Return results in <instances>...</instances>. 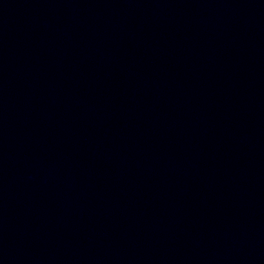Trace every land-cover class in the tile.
I'll list each match as a JSON object with an SVG mask.
<instances>
[{"label":"water","instance_id":"obj_1","mask_svg":"<svg viewBox=\"0 0 264 264\" xmlns=\"http://www.w3.org/2000/svg\"><path fill=\"white\" fill-rule=\"evenodd\" d=\"M0 264H264V0H0Z\"/></svg>","mask_w":264,"mask_h":264}]
</instances>
